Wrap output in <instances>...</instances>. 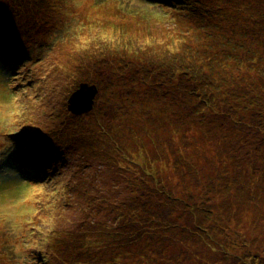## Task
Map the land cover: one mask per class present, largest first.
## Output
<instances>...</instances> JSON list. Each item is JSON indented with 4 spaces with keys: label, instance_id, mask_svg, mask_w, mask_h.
I'll return each instance as SVG.
<instances>
[{
    "label": "rangeland",
    "instance_id": "rangeland-1",
    "mask_svg": "<svg viewBox=\"0 0 264 264\" xmlns=\"http://www.w3.org/2000/svg\"><path fill=\"white\" fill-rule=\"evenodd\" d=\"M14 1L0 7V264H41L42 252L55 264H99L107 251L94 262L76 243L117 241L131 233L128 229L138 230L128 223L130 217H121L125 205L126 211L134 208L138 195L143 200L138 205L152 216H141L149 230L168 234L166 239L157 233L149 237L150 244L167 245L165 254L155 253L153 264L185 261L177 238L195 251L203 244L198 234L173 235L166 223L185 228L216 221L240 232L232 231L231 244L241 238L244 244L247 237L264 243V173L259 170L264 167V43L259 50L229 43L227 50L233 54L223 61L225 68L217 67L229 78L218 79L225 94L220 89L215 101L204 92L195 96L199 111L225 106L228 123L200 122L195 111L185 140V119L168 114L170 99L185 87V73L172 65L181 61L185 66V50L192 48L195 56L206 58L203 63L212 62L208 54H200V40L208 33L203 28L207 14L193 12L180 0H161L169 1L166 10L147 0ZM50 2L59 6L53 8ZM143 10L142 18L138 13ZM236 16L243 29L254 23L250 12ZM127 54L136 61L123 66ZM103 57H113L111 64L121 66L100 70ZM151 61L161 70V76L155 75L168 79L169 86L177 84L176 90L136 92L137 103L124 100L112 81L146 76L138 67L146 68ZM206 74L197 77L206 83ZM96 82L92 109L82 115L70 112L71 93L82 83ZM255 92L259 97L251 104ZM181 101L185 104V97ZM190 101L196 105L192 97ZM244 104L251 106L243 113ZM252 109L257 114L251 122ZM245 114L241 133L249 143L227 140L226 134L235 130L228 118ZM148 199L151 208L142 206ZM212 236L221 240L224 234ZM129 238L149 244L139 234ZM140 249L125 250L119 259L146 264ZM201 254L196 261L205 259Z\"/></svg>",
    "mask_w": 264,
    "mask_h": 264
},
{
    "label": "trees",
    "instance_id": "trees-1",
    "mask_svg": "<svg viewBox=\"0 0 264 264\" xmlns=\"http://www.w3.org/2000/svg\"><path fill=\"white\" fill-rule=\"evenodd\" d=\"M14 1V0H13ZM17 1V0H16ZM42 2L47 0H41ZM149 5H156L158 7H161V9L166 10V6L168 5V2L163 3L161 0H147ZM180 2H184L185 7L190 8L193 12H196L198 14H207V21L206 24L203 26V28L208 31V33L205 34L204 38L200 40L201 48H200V54H208V59H212V62L203 63L206 58H204L201 55H194L195 52L194 48H192L190 51L185 50V66L181 64L180 62L175 63L172 65V69L182 70V72L185 73V87H184V93L178 96V98L170 99V108L168 109V114L177 116L180 120L185 119V140H188L190 135H188V132L191 131V122L190 119L195 114V111L199 114V121L203 122L204 119L210 120L217 125L228 123L226 121V114L224 112L225 106L220 107L218 111H215V109L210 110H202L199 111L197 107V101L195 96L200 94L201 92H204L207 94V97L212 98L215 101V98L219 96V90H222L221 95L223 96L224 90L221 87V84L218 83V79L221 81H228L229 78L224 76V71L222 72L220 70L225 68V64H223V61L231 56L233 53L228 52V45L229 43H232L233 47L236 49H247L249 50L251 47H256L259 50V43H264V0H261L260 2L256 3L255 0H214L212 1L213 4L211 7L206 6L207 0H180ZM215 2V3H214ZM12 3V0H0V7L3 6H9ZM14 3H16L14 1ZM53 8L59 6L58 3H52L49 4ZM170 6V5H168ZM241 12H250V16L253 18V24H250V29L246 30L240 27V22L235 21L236 20V13ZM146 11H140L138 15L143 18V15H145ZM159 14L156 13V16ZM63 20H57V23H61ZM257 25L262 28L261 34L259 31H257ZM256 35L254 39H251L249 42V36ZM193 46V44H191ZM197 52V51H196ZM240 54V52H238ZM138 55V54H136ZM241 55V54H240ZM127 57V58H126ZM125 58L128 59V61H125L122 63L123 66L131 65L134 63L135 57L131 58L127 54ZM220 57V58H219ZM124 58V59H125ZM215 58V59H214ZM113 57L108 58H102V64L100 66V70H106L108 68H117L121 65L111 64V61L113 60ZM216 60V61H215ZM143 63L142 58L140 57L139 60ZM219 62V63H216ZM144 64V63H143ZM230 64V63H228ZM220 68H217V67ZM138 69L143 70L144 72H147L146 76L138 79H134L131 75H126L123 77H118L117 81H112V84L116 85L117 91L120 90V94L124 96L127 99H132L134 103H137V97L138 95H145L148 93L154 92L156 94H163L166 93V90H176V86L172 87L169 86L167 83L168 79H161V77L156 76V72L161 76V70L157 63L151 61V64L146 66L144 68L143 66H139ZM217 69V71H216ZM157 70V71H156ZM195 70V71H194ZM138 71V70H137ZM205 71L206 73V83L203 82L202 78L197 77L198 75H202V72ZM153 72V73H152ZM149 73H152V75H149ZM215 73V76L212 74ZM173 79H176L173 77ZM102 81V86H107V81H104V79H100ZM99 82V85H100ZM95 84H98L96 82ZM139 85V89H137V86ZM205 87L209 88L208 91L205 90ZM182 89V87H181ZM171 91V92H173ZM209 92H214V95H211ZM133 95V96H132ZM254 100L250 101L251 104L256 101V98L259 97L256 92L254 93ZM185 97V104L182 103L181 98ZM193 98L195 100L196 105L190 101V98ZM260 101L257 100L256 104H258ZM251 104H244V110H248V107L251 106ZM231 106L241 108V104H234L231 103ZM257 114V111L255 109L250 110V116H251V122L254 121L255 117L254 115ZM248 116V114H245L244 117L239 115L238 118H228L235 127L234 133L228 132L227 140H244L248 142V138L245 132L241 133V129L245 128V125L243 124V119ZM166 119V118H165ZM216 120V121H215ZM168 121L169 118H168ZM236 123V124H235ZM250 124V123H248ZM257 125L256 123H253ZM246 129V128H245ZM249 143V142H248ZM253 144V141L251 142ZM250 146V145H249ZM248 146V147H249ZM262 153V152H261ZM237 156L239 154L237 153ZM251 158H254L252 155ZM250 164H256L257 160L251 159L248 160ZM246 165V164H245ZM188 166V162L185 160V168ZM260 166V164H259ZM259 170L264 173V167H259ZM250 174H254V172H249ZM264 182V178H263ZM230 192L231 190L228 189ZM158 202H162L161 199H157ZM135 204L134 208L132 210L126 211L125 207L122 209V211H125L126 213L121 215L122 218L124 217H130V221L128 222L132 226H136L138 230H131V233H128L123 239L118 238L117 241L109 240L105 243L96 242L95 245H92L90 243H84L86 241H83L82 244L76 243L75 238L73 240L77 244L79 251L82 255H88L92 258V260L95 262L98 259V256L100 255V252L107 251L106 253L101 255V258L99 260V264H129L126 261H123L119 259L121 258L122 253L125 250L133 249L136 246L141 245V253L140 256L142 259H145L144 262L146 264H153V262L158 257V254H155L157 252L164 253L166 252V246L164 244L159 245H153L150 244L151 239L149 237H152L151 234H159V237H163L166 239L167 232H155V229L152 227L151 231L149 228L151 227L150 224H147L145 220L141 218L143 216L144 218L152 217L149 215L150 212H146L145 210H142L140 208L139 202H143L142 196L138 195L135 197ZM153 201L151 199H148L145 201L144 207L151 208ZM232 205L231 203H228L226 205ZM123 207V206H122ZM121 207V208H122ZM109 208H115V206L110 205ZM163 213V212H162ZM161 213V214H162ZM133 214V215H131ZM159 213H155L154 215H158ZM131 215V216H129ZM135 216V217H134ZM163 216V214H162ZM149 221V219H147ZM150 222V221H149ZM197 225H190L185 224V228L181 225H177L176 223H166L164 226L173 232V235H192V234H198V240L199 243H203L200 245V247L197 246V251L193 249V247H189L188 242H185V240L178 239V242L180 246L178 247L179 252L181 255L185 256V261L181 260L182 262L179 264H264V243H260L256 239L260 240L259 237H256V239H246L245 243H241V241H244L243 238L239 240H234L232 244L230 243L232 240L233 233L232 231L237 232L236 229H230L229 227H223L222 225H219L216 221L210 222L209 225H202L201 223ZM250 226V225H249ZM126 228V227H125ZM173 228V229H172ZM196 228V229H195ZM248 227H246L247 229ZM195 229V230H194ZM205 233V234H201ZM220 233L224 234V237L221 238V240L213 239L214 234ZM139 234L141 238L145 237V239L149 240V244H145L143 242L138 243L137 241L129 238L132 235ZM71 236V234H68ZM244 235V234H241ZM205 238H204V237ZM243 237V236H242ZM245 237V235H244ZM202 241V242H201ZM70 239L66 243L65 248H70ZM143 243V244H142ZM232 248L233 253H228L227 250L229 249V246ZM233 245V246H232ZM156 249V251H155ZM234 249H237L239 252L237 254L234 253ZM67 250V249H65ZM213 250H217L219 253H214ZM111 252V253H110ZM200 252L202 254L200 257H204L205 259L200 261H196V257L199 256ZM49 257L45 258L44 252H42V260L41 264H55L54 258L47 254ZM197 255V256H196ZM193 256L195 258H193ZM56 257V255H54ZM66 259V258H65Z\"/></svg>",
    "mask_w": 264,
    "mask_h": 264
},
{
    "label": "water",
    "instance_id": "water-1",
    "mask_svg": "<svg viewBox=\"0 0 264 264\" xmlns=\"http://www.w3.org/2000/svg\"><path fill=\"white\" fill-rule=\"evenodd\" d=\"M96 92V85L82 83L80 88L71 96L69 110L75 114L89 111L93 107Z\"/></svg>",
    "mask_w": 264,
    "mask_h": 264
},
{
    "label": "bare ground",
    "instance_id": "bare-ground-1",
    "mask_svg": "<svg viewBox=\"0 0 264 264\" xmlns=\"http://www.w3.org/2000/svg\"><path fill=\"white\" fill-rule=\"evenodd\" d=\"M91 109H92V108H91ZM91 109H90V110H91ZM90 110H89V111H90Z\"/></svg>",
    "mask_w": 264,
    "mask_h": 264
}]
</instances>
